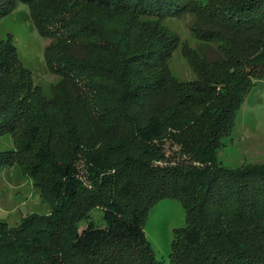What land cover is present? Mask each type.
<instances>
[{
	"label": "trees",
	"instance_id": "1",
	"mask_svg": "<svg viewBox=\"0 0 264 264\" xmlns=\"http://www.w3.org/2000/svg\"><path fill=\"white\" fill-rule=\"evenodd\" d=\"M18 1L60 78L47 96L0 40V134L16 141L0 165H19L51 211L0 218V264H264V164L218 158L264 78V0H0V17ZM188 11L207 46L184 43L197 78L181 80L180 36L162 21ZM164 197L187 217L169 261L145 231Z\"/></svg>",
	"mask_w": 264,
	"mask_h": 264
},
{
	"label": "rangeland",
	"instance_id": "2",
	"mask_svg": "<svg viewBox=\"0 0 264 264\" xmlns=\"http://www.w3.org/2000/svg\"><path fill=\"white\" fill-rule=\"evenodd\" d=\"M197 1L207 3L209 0ZM195 19V14L188 11L162 21L180 36L179 45L169 62L173 73L181 80L197 78L183 52L184 43L196 48L207 46L191 28ZM9 34L17 45L22 62L32 70L34 82L50 96L60 76L51 71L46 61L45 48L50 40L41 34L29 4L18 1L12 11L0 17V40ZM215 46L212 44V49H216ZM222 140L218 158L224 164L231 167L264 164V78L256 79L237 112L231 133L224 135ZM12 148H16L14 136L11 133L0 134V152ZM50 211L51 205L42 198L31 177L24 174L19 165H0V218L13 226L19 224L26 214ZM102 212L100 207L93 210V219L98 224L104 222ZM186 224V210L177 198H161L150 208L145 231L159 258L170 260L174 228Z\"/></svg>",
	"mask_w": 264,
	"mask_h": 264
}]
</instances>
